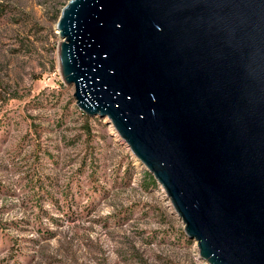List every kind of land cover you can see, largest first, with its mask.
I'll list each match as a JSON object with an SVG mask.
<instances>
[{
    "label": "water",
    "instance_id": "water-1",
    "mask_svg": "<svg viewBox=\"0 0 264 264\" xmlns=\"http://www.w3.org/2000/svg\"><path fill=\"white\" fill-rule=\"evenodd\" d=\"M60 63L209 264H264V0H70Z\"/></svg>",
    "mask_w": 264,
    "mask_h": 264
},
{
    "label": "rangeland",
    "instance_id": "rangeland-1",
    "mask_svg": "<svg viewBox=\"0 0 264 264\" xmlns=\"http://www.w3.org/2000/svg\"><path fill=\"white\" fill-rule=\"evenodd\" d=\"M70 0H0V264H209L109 117L77 105Z\"/></svg>",
    "mask_w": 264,
    "mask_h": 264
},
{
    "label": "trees",
    "instance_id": "trees-1",
    "mask_svg": "<svg viewBox=\"0 0 264 264\" xmlns=\"http://www.w3.org/2000/svg\"><path fill=\"white\" fill-rule=\"evenodd\" d=\"M156 180V179H155Z\"/></svg>",
    "mask_w": 264,
    "mask_h": 264
}]
</instances>
